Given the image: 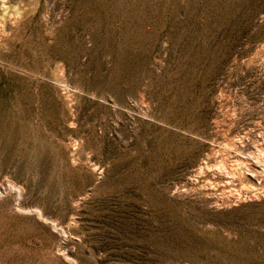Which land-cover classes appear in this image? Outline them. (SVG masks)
Wrapping results in <instances>:
<instances>
[{"label":"rangeland","instance_id":"374dc122","mask_svg":"<svg viewBox=\"0 0 264 264\" xmlns=\"http://www.w3.org/2000/svg\"><path fill=\"white\" fill-rule=\"evenodd\" d=\"M263 151L264 0H0V264H264Z\"/></svg>","mask_w":264,"mask_h":264},{"label":"bare ground","instance_id":"6f19581e","mask_svg":"<svg viewBox=\"0 0 264 264\" xmlns=\"http://www.w3.org/2000/svg\"><path fill=\"white\" fill-rule=\"evenodd\" d=\"M264 152V151H263ZM243 166V165H242ZM227 171V170H226ZM251 174V173H250ZM253 176V175H252Z\"/></svg>","mask_w":264,"mask_h":264}]
</instances>
